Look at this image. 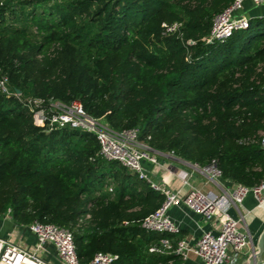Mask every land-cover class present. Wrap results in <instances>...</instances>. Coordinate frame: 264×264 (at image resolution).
<instances>
[{
  "label": "trees",
  "instance_id": "1",
  "mask_svg": "<svg viewBox=\"0 0 264 264\" xmlns=\"http://www.w3.org/2000/svg\"><path fill=\"white\" fill-rule=\"evenodd\" d=\"M233 0H0V216L72 233L79 264H167L141 227L164 196L99 154L96 137L46 131L26 100L79 101L111 130L135 129L151 150L221 180L264 174V19L205 42ZM178 28L165 33L163 25ZM190 42V43H189ZM19 91V93H17Z\"/></svg>",
  "mask_w": 264,
  "mask_h": 264
},
{
  "label": "built area",
  "instance_id": "2",
  "mask_svg": "<svg viewBox=\"0 0 264 264\" xmlns=\"http://www.w3.org/2000/svg\"><path fill=\"white\" fill-rule=\"evenodd\" d=\"M245 1L233 0L228 8L214 16L210 34L204 39L207 44L222 41L230 37L233 32L248 27L250 19L241 14ZM249 1L253 6L264 4V0ZM163 26L165 33H173L178 28L177 24ZM6 81L5 77L0 79L2 93H8ZM26 104L36 126L47 132L67 127L94 135L99 144V154L104 159L118 162L139 179L147 182L152 190L164 196L162 205L142 221V228L160 235L178 234L179 228L167 215L171 207L187 208L213 224V230L202 232L194 245H189L184 240H177L173 243L168 238H162L160 246H153L149 249L151 253L171 254L182 259L193 255L198 257L202 264H225L235 254H239L249 246V234L243 225L245 223L244 214H240V218L234 219L228 214V210L232 206L238 208L249 193L255 198L257 207H263L264 174L259 184L252 188L236 184L232 190L218 195L190 187L186 193H182V188L187 186L188 173L179 171L177 179L180 187L172 189L155 179V168L146 171L142 167L143 160L154 166L157 161L155 156L150 154L152 150L139 140L137 130L115 132L102 120L88 116L77 100L63 104L58 101L44 102L34 99L26 100ZM259 144L261 148H264V134H261ZM168 154L174 156L172 153ZM192 167L212 182L221 178V173L214 164L206 167L192 164ZM9 213L10 211L7 210L6 214ZM248 213L249 211L245 212V214ZM27 227L35 235L36 241L33 249L26 250V248L12 243L10 239L0 238V264H51L42 257L46 244L55 248L61 264H79L73 236L69 230L55 225L41 224L37 221ZM115 259L114 255L97 253L89 264H113ZM261 264H264V260Z\"/></svg>",
  "mask_w": 264,
  "mask_h": 264
},
{
  "label": "crops",
  "instance_id": "3",
  "mask_svg": "<svg viewBox=\"0 0 264 264\" xmlns=\"http://www.w3.org/2000/svg\"><path fill=\"white\" fill-rule=\"evenodd\" d=\"M241 14L246 18H262L264 19V4L253 6L249 0L243 4ZM154 155L157 164L154 166L143 160L142 167L146 171L155 168V179L162 182L166 186L175 189L180 187L177 173L184 171L189 174L187 177V186L182 188V193H186L188 188H196L202 192H213L215 194H223L232 190L234 183L225 180L210 181L205 175L195 171L193 167L175 156L155 151L150 152ZM249 211L248 214H245ZM228 214L234 218H240V214H244V229L249 234L250 244L239 254H235L229 262L225 264H248L249 260L255 255L258 240L264 231V206L258 208L256 200L252 194H247L242 200L238 208L231 207ZM171 221L179 228V234L176 238L184 240L189 245H194L200 238L202 232L212 231L213 224L209 220H205L202 216L192 212L187 208L171 207L167 212ZM0 238L10 239L12 243L19 245L26 250H32L35 244V235L24 225L16 223L10 217V214L0 216ZM231 255V254H230ZM175 256V255H174ZM232 256V255H231ZM42 257L46 262L51 264H61L57 256L55 248L46 244L43 249ZM264 260V255L261 257ZM167 264H202L201 260L196 256H189L182 259L175 256L168 261Z\"/></svg>",
  "mask_w": 264,
  "mask_h": 264
},
{
  "label": "water",
  "instance_id": "4",
  "mask_svg": "<svg viewBox=\"0 0 264 264\" xmlns=\"http://www.w3.org/2000/svg\"><path fill=\"white\" fill-rule=\"evenodd\" d=\"M17 93H19V91H17ZM262 255H264V231L258 240L255 255L249 260L248 264H261L263 260L261 258Z\"/></svg>",
  "mask_w": 264,
  "mask_h": 264
},
{
  "label": "rangeland",
  "instance_id": "5",
  "mask_svg": "<svg viewBox=\"0 0 264 264\" xmlns=\"http://www.w3.org/2000/svg\"><path fill=\"white\" fill-rule=\"evenodd\" d=\"M168 155H170V154H168ZM170 156H172V155H170ZM181 160V159H180ZM190 164V163H189ZM191 166H192V164H190Z\"/></svg>",
  "mask_w": 264,
  "mask_h": 264
}]
</instances>
